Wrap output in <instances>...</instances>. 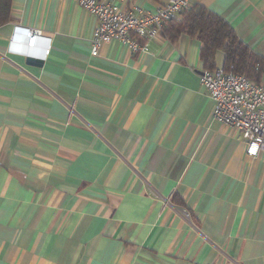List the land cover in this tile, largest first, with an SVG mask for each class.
<instances>
[{
	"label": "crops",
	"instance_id": "1",
	"mask_svg": "<svg viewBox=\"0 0 264 264\" xmlns=\"http://www.w3.org/2000/svg\"><path fill=\"white\" fill-rule=\"evenodd\" d=\"M190 3L264 61V0ZM96 25L75 0H12L0 25V264H264V151L211 117L200 42L92 56Z\"/></svg>",
	"mask_w": 264,
	"mask_h": 264
},
{
	"label": "built area",
	"instance_id": "2",
	"mask_svg": "<svg viewBox=\"0 0 264 264\" xmlns=\"http://www.w3.org/2000/svg\"><path fill=\"white\" fill-rule=\"evenodd\" d=\"M78 5L96 18L97 25L90 37L91 55L97 56L103 43L117 40L127 43L134 53L147 52L146 41L161 34L164 24L191 7L190 0H168L155 12L136 7L122 10L123 0H75ZM38 29H29L27 42L33 45ZM137 38L144 41L140 43ZM201 85L212 101L211 117L238 131L245 140V153L249 157L264 151V84L248 80L241 74L226 72L222 67L213 71L202 69ZM154 197H160L149 188ZM178 213L188 223L190 215L185 209Z\"/></svg>",
	"mask_w": 264,
	"mask_h": 264
},
{
	"label": "trees",
	"instance_id": "3",
	"mask_svg": "<svg viewBox=\"0 0 264 264\" xmlns=\"http://www.w3.org/2000/svg\"><path fill=\"white\" fill-rule=\"evenodd\" d=\"M12 0H0V25L11 19ZM186 34L200 42V59L203 69L213 71L216 68L215 54L224 55L222 68L226 72L241 74L248 80L259 83L258 76L264 63L236 36L233 29L221 17L202 5H192L182 11L178 17L167 21L161 35L175 41ZM140 43L141 38H137Z\"/></svg>",
	"mask_w": 264,
	"mask_h": 264
},
{
	"label": "water",
	"instance_id": "4",
	"mask_svg": "<svg viewBox=\"0 0 264 264\" xmlns=\"http://www.w3.org/2000/svg\"><path fill=\"white\" fill-rule=\"evenodd\" d=\"M28 62L29 63H33V64H40L41 63V61L39 60V59H35V58H32V57H29L28 58ZM201 72V71H200ZM199 72V73H200Z\"/></svg>",
	"mask_w": 264,
	"mask_h": 264
}]
</instances>
